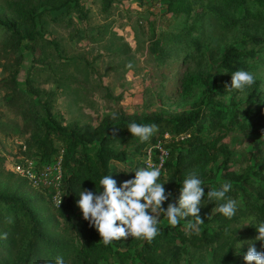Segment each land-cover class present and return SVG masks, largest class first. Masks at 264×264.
Instances as JSON below:
<instances>
[{"label": "trees", "instance_id": "1", "mask_svg": "<svg viewBox=\"0 0 264 264\" xmlns=\"http://www.w3.org/2000/svg\"><path fill=\"white\" fill-rule=\"evenodd\" d=\"M103 1L105 11L115 0ZM199 3L201 0H169V14L175 18L186 15L192 17L193 22L177 33L158 34L152 52L161 61L179 57L189 49L204 56L202 41L191 35L199 30L205 33L204 21L208 17H212L215 27L224 30L235 29L249 20L264 23V0H209L207 7ZM30 21L33 30L26 33L18 23L0 18V51L18 52L24 45L30 48L32 44L29 42L36 43V18L31 16ZM256 39L259 44L264 43L262 36L251 38ZM258 56L260 54L254 52L244 54L234 46L227 48L218 59L221 76L210 75L207 80L213 92L195 111L172 118L161 115L107 118L95 130L79 128L75 124L65 126L48 106L39 109L34 97L19 86L20 70L15 69L7 80L0 82V88L7 87L11 91L6 106L22 112L24 130L28 135L22 145L25 148L23 154L36 161V169L52 163L63 152L62 203L57 207L46 189L34 187L26 178L9 170L5 166L6 158L0 157V185L4 186L0 190V264H45V261L54 264L57 256H63L66 264H182L185 260L188 264H246L243 257L248 245L241 248L237 241L249 240L258 252H264V241L255 239L259 235L256 227L264 221V176L251 180L245 174L230 171L229 149L224 143L231 132L246 128L256 130L264 125V110H249L264 101L259 92L260 82L255 81L245 90L244 102L248 110L239 107L231 110L223 107L221 102L222 97L231 93L225 87L231 85V73L237 70L251 72V65L246 62ZM197 78L187 80L185 88ZM133 121L154 123L158 131L149 141L141 142L127 128ZM166 134L171 139L165 141L170 157L164 182H167L166 192H172L173 196L163 208L166 210L168 203H177L178 206L183 180L188 173L196 171L205 187V205L200 211L204 223L192 230L187 224L194 223L195 218L188 217L181 220L179 226L172 227L161 213L165 223L159 224L160 234L152 241L129 236L105 246L95 227L83 219L77 205L79 191L89 189L96 192L101 187L100 179L110 174L120 186L130 176L116 170L112 164L126 163L133 157L144 166L140 160L144 159L148 148L164 140ZM221 158L224 161L218 168L223 172V182L233 184L227 196L242 202L231 219L215 210L217 202L207 201V192L220 188L214 187L208 179L213 173L212 166ZM258 162L264 169V155H260ZM6 217H11L13 223H6ZM244 222L248 223L246 227H243ZM226 229L229 235H225ZM4 233H7L6 239ZM210 247H213L211 260L207 262L201 254Z\"/></svg>", "mask_w": 264, "mask_h": 264}, {"label": "rangeland", "instance_id": "2", "mask_svg": "<svg viewBox=\"0 0 264 264\" xmlns=\"http://www.w3.org/2000/svg\"><path fill=\"white\" fill-rule=\"evenodd\" d=\"M199 4L207 7L209 0ZM168 7L169 0H115L105 11L103 0H0V18L18 23L27 33L33 30L30 18L35 17L38 33L37 42L28 43L32 44L30 48L24 45L18 52L0 51V82L19 69L18 84L34 97L39 109L48 106L65 126L75 124L95 130L113 113L116 119L156 115L172 118L202 107L213 92L207 83L209 76H221L218 59L234 46L244 54H260L246 63L251 65L255 81L260 82L259 92L264 98V43L251 40L253 36L264 38V23L249 20L224 30L215 27L212 17H208L205 33L199 30L191 35L202 41L204 56L189 49L179 57L161 61L152 52L158 34L177 33L193 22L186 15L173 17ZM129 63L131 68L127 67ZM191 77L198 78L185 88L184 83ZM10 93L7 87L0 88V157L6 158L5 166L14 172L19 160L27 166H34L36 161L23 154L22 145L28 137L25 119L21 111L6 106ZM246 94L233 90L221 98L222 106L248 110ZM254 105L249 110H264V101ZM224 143L229 149L230 171L251 180L264 176L258 162L264 155V125L256 130L231 132ZM223 161L221 158L212 166L208 181L214 187L223 183V172L218 168ZM141 164L131 157L126 163L112 166L132 179L136 168L144 167ZM166 178L167 173H163L161 182ZM3 187L0 185V190ZM237 203L242 206L240 199ZM164 223L161 214L160 224ZM247 225L243 223V227ZM212 249L201 254L207 262Z\"/></svg>", "mask_w": 264, "mask_h": 264}, {"label": "clouds", "instance_id": "3", "mask_svg": "<svg viewBox=\"0 0 264 264\" xmlns=\"http://www.w3.org/2000/svg\"><path fill=\"white\" fill-rule=\"evenodd\" d=\"M127 67L131 68L132 65L129 63ZM255 80L253 72L237 70L231 73V85L225 86L226 91L237 90L244 93L255 83ZM112 118L116 119L115 113L112 114ZM127 128L141 142L149 141L158 131V126L154 123L140 124L134 121L130 122ZM134 173V178L124 181L120 186H117V181L110 174L100 179L101 187L99 190L96 189V192L89 189L79 191L77 205L82 211L83 219L95 227L105 246L129 236L152 241L160 234L161 213L172 227L179 226L180 221L187 220L188 217L195 218L194 223L187 224L192 230H197L198 226L204 223L200 211L205 205V187L196 171L188 173L183 180L178 206L177 203H168L166 210L163 204L173 194L170 191L166 192L167 182H161V167H142ZM232 188L233 184L226 181L219 189L213 188L207 192V201L217 202L215 210L228 219L233 218L238 211L237 201L227 196ZM5 222L13 223V219L6 217ZM256 228L259 235L255 239L264 241V221H261ZM225 235H229L227 229ZM3 238H7V233L3 234ZM249 241H237V245L241 248L244 244L248 245L247 253L243 257L246 264H264V252H258L254 243ZM45 264H53V262L45 261ZM54 264H66L64 257L57 256Z\"/></svg>", "mask_w": 264, "mask_h": 264}, {"label": "built area", "instance_id": "4", "mask_svg": "<svg viewBox=\"0 0 264 264\" xmlns=\"http://www.w3.org/2000/svg\"><path fill=\"white\" fill-rule=\"evenodd\" d=\"M165 139L170 140L171 136L166 134ZM165 139L148 148L149 150L146 151V160L144 162V167L160 166L162 174L166 173V163L170 157V152L163 143V141H166ZM62 154L42 169H36L32 164L27 166L23 163L21 165L17 164L16 171H14L26 178L34 187L49 190L52 200L57 207H60L62 200Z\"/></svg>", "mask_w": 264, "mask_h": 264}]
</instances>
